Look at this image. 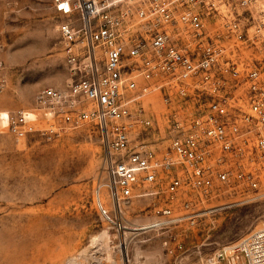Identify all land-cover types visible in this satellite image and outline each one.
<instances>
[{"label": "built area", "instance_id": "2783aa9c", "mask_svg": "<svg viewBox=\"0 0 264 264\" xmlns=\"http://www.w3.org/2000/svg\"><path fill=\"white\" fill-rule=\"evenodd\" d=\"M66 87L42 89L8 118L25 136L95 125L114 208L155 196L140 230L195 224L208 197L264 180V0H53ZM160 98L163 111L148 100ZM102 213L113 220L102 203ZM179 209V212L177 211ZM264 264V225L206 264Z\"/></svg>", "mask_w": 264, "mask_h": 264}, {"label": "rangeland", "instance_id": "374dc122", "mask_svg": "<svg viewBox=\"0 0 264 264\" xmlns=\"http://www.w3.org/2000/svg\"><path fill=\"white\" fill-rule=\"evenodd\" d=\"M66 20L53 0H0V264H206L262 227L264 180L256 191L208 197L193 225L139 230L156 218L158 199L133 198L121 212L113 207L95 125L61 136L43 133L53 125L43 120L22 137L8 130L9 116L34 108L42 89L68 85L60 30ZM148 103L164 109L158 97Z\"/></svg>", "mask_w": 264, "mask_h": 264}, {"label": "bare ground", "instance_id": "6f19581e", "mask_svg": "<svg viewBox=\"0 0 264 264\" xmlns=\"http://www.w3.org/2000/svg\"><path fill=\"white\" fill-rule=\"evenodd\" d=\"M101 203V202H100ZM103 204V203H102ZM104 206V205H103ZM108 210V209H107ZM109 211V210H108ZM139 230H140V228H139ZM123 247H126L124 244H123ZM86 250V249H85ZM71 262H72V260H71ZM75 262V261H74Z\"/></svg>", "mask_w": 264, "mask_h": 264}]
</instances>
